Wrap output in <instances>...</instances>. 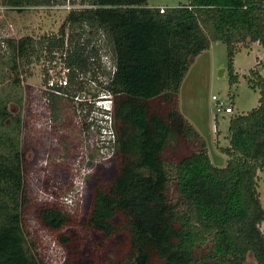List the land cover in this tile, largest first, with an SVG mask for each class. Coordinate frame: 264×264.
Masks as SVG:
<instances>
[{"label":"trees","instance_id":"trees-1","mask_svg":"<svg viewBox=\"0 0 264 264\" xmlns=\"http://www.w3.org/2000/svg\"><path fill=\"white\" fill-rule=\"evenodd\" d=\"M149 1L82 0L90 7L70 12L58 34L39 41L0 39V51L2 43L14 50L15 70L19 59L46 49L50 62L61 60L68 69L66 86L57 87L63 96L77 83L81 66L77 53L64 50L66 31L90 26L109 38L114 71L105 91L112 107L104 117L110 115L115 141L106 167L100 165L92 179L89 210L80 222L102 239L100 253L123 240L115 264H245L248 256L264 264V207L258 192L259 173H264V77L254 68L248 79L259 89V106L230 114L229 145L219 148L227 156L223 168L213 165L178 103L190 61L214 42L226 44L229 83H239L236 47L259 43L264 49V0H189L165 9ZM64 2L0 0V7L23 11ZM57 49L60 58L54 56ZM8 119L20 123L8 106L0 107V125ZM192 143H200L198 151L170 155ZM24 164L20 141L0 134V264H44L27 248ZM70 216L43 204L36 219L60 232ZM56 240L68 249L65 264H90L97 252L69 233Z\"/></svg>","mask_w":264,"mask_h":264},{"label":"rangeland","instance_id":"rangeland-1","mask_svg":"<svg viewBox=\"0 0 264 264\" xmlns=\"http://www.w3.org/2000/svg\"><path fill=\"white\" fill-rule=\"evenodd\" d=\"M188 1L150 0L149 6L175 8ZM68 13L62 6L54 9L35 6L23 11L0 7V37L2 40H18L30 36L39 41L43 36L58 34ZM65 38L64 50L77 53L81 66L75 86L66 89L63 96L55 95L59 96L56 98L52 93L44 94L47 87L45 72L48 74L52 67L58 72L64 64L58 63L56 67L50 64L46 49L39 48L32 55L19 59L18 68L14 70L15 52L7 43H2L0 107L8 106L13 116L19 117L20 123L8 119L3 126L0 125V134L5 132L18 139L25 156V197L28 201L25 235L29 252L44 264H65L68 249H63L56 238L61 233H69L75 241H84L97 251L91 254L93 260L90 264H115L116 257L123 250V240L111 242L108 249L100 253L97 243L102 239L80 225L89 210L87 195L92 179L101 166L106 167L105 163L113 153L114 142L107 135L111 126L110 115L103 117L107 108L111 109L110 102L106 101L110 97H106L105 87L114 71L112 46L106 35L90 26L69 28ZM248 46L236 47L240 49L234 62L238 84L231 86L229 83L226 44L214 42L210 49L190 61L180 87L179 109L199 133L213 165L218 168L225 167L227 163V156L219 148L229 145L231 115L217 114L216 101L212 96L225 106L232 105L236 115L247 114L259 106V89L252 88L248 79L254 68L264 77V49L259 43ZM57 50L58 54L54 56L62 57ZM58 78L63 82L67 80L63 69ZM46 99H50L49 108ZM199 148L200 143H192L187 149L182 147L170 155L175 159L177 155L198 151ZM77 177L82 178L83 198L79 201L74 199L70 204L65 197H74L81 187L75 183ZM258 192L264 207L262 172L259 173ZM43 204H53L72 215L62 231L54 232L37 223L36 216ZM261 228L264 233V223ZM245 264H256V261L253 256H248Z\"/></svg>","mask_w":264,"mask_h":264},{"label":"built area","instance_id":"built-area-1","mask_svg":"<svg viewBox=\"0 0 264 264\" xmlns=\"http://www.w3.org/2000/svg\"><path fill=\"white\" fill-rule=\"evenodd\" d=\"M61 6H62V8L66 9L67 12H69V13L72 11L83 10V9L90 7V5H88L87 3H83L82 0H65L63 5L49 6V7H50V9H52V8L54 9V8H58ZM263 7H264V2H263ZM161 11H163V10H161ZM49 63L54 64L55 67H56V65H58L56 62H49ZM58 63H61V60H59ZM61 64H64V63L62 62ZM61 69H63V74L67 75L68 69L65 67V65H63V67H61L60 70ZM60 70L58 72H55L53 67L51 69H49V72H48L49 82L47 84L46 91H48L52 94L60 95V91L57 89V87L58 88L61 86L64 87L67 84L66 83L67 80H65L63 82L62 80H60L58 78V74L60 73ZM212 99L214 101H216V112H217V114H233L234 113L232 106H225L221 101H218V98L216 96H212ZM46 100L49 103V99H46ZM107 109H109V108H107ZM106 117H109V116H106ZM108 120H110V123H111V118ZM107 135L111 136V138L113 139V142L115 141V133H114V130H112L111 126L109 128V131L107 132ZM77 178L78 179H76L75 183H77L81 187L78 188L76 195L74 197H72L71 195L68 198L65 197V201L66 202L68 201L70 204H72L74 202V199H75V201H79L81 198H83L84 185H83V182L80 183L82 178H80V177H77Z\"/></svg>","mask_w":264,"mask_h":264},{"label":"clouds","instance_id":"clouds-1","mask_svg":"<svg viewBox=\"0 0 264 264\" xmlns=\"http://www.w3.org/2000/svg\"><path fill=\"white\" fill-rule=\"evenodd\" d=\"M110 100H108V99H106V101H109L110 102V107H112V105H111V98H109ZM106 110V109H105ZM107 111H111V109L109 108V109H107Z\"/></svg>","mask_w":264,"mask_h":264},{"label":"crops","instance_id":"crops-1","mask_svg":"<svg viewBox=\"0 0 264 264\" xmlns=\"http://www.w3.org/2000/svg\"><path fill=\"white\" fill-rule=\"evenodd\" d=\"M0 39L2 40V36L0 37Z\"/></svg>","mask_w":264,"mask_h":264}]
</instances>
